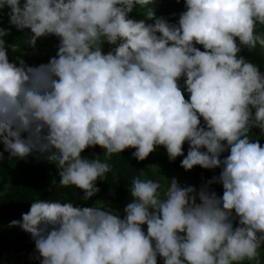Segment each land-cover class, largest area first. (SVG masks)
Listing matches in <instances>:
<instances>
[{
  "label": "clouds",
  "instance_id": "obj_1",
  "mask_svg": "<svg viewBox=\"0 0 264 264\" xmlns=\"http://www.w3.org/2000/svg\"><path fill=\"white\" fill-rule=\"evenodd\" d=\"M183 2L176 19L157 0H0V161L45 160L85 202L128 149L220 170L199 189L133 177L123 213L37 199L8 227L31 235L38 264H264V146L249 135L264 136V72L240 55L264 53V0ZM11 28L34 50L56 37L55 56L10 59Z\"/></svg>",
  "mask_w": 264,
  "mask_h": 264
},
{
  "label": "trees",
  "instance_id": "obj_2",
  "mask_svg": "<svg viewBox=\"0 0 264 264\" xmlns=\"http://www.w3.org/2000/svg\"><path fill=\"white\" fill-rule=\"evenodd\" d=\"M182 11H184L183 0L180 2L177 0H157V16L178 19L179 13ZM142 13L143 10L137 7V10L131 15L133 18L140 19ZM176 19H171L170 22L174 23ZM0 27H9L6 15H0ZM258 31H264V28H258ZM4 39L7 44L15 43L17 45V53L9 50L10 59L22 56L32 66L47 63L51 57L55 56L59 43L54 36L41 38L34 50L25 46L24 33L15 28H11V35L4 37ZM109 49L110 46H104L105 52ZM201 50H203L202 47ZM23 53L27 54L23 55ZM240 55L259 65L261 71L264 72V53L259 47L253 52L244 49ZM185 98H188L187 94H185ZM249 135L250 139L259 140L264 146V136L260 135L259 129H253ZM187 150L188 145L185 144V155H187ZM0 151H3L2 144H0ZM134 151L135 149H128L122 154L113 155L108 161L111 165V171L102 178L103 181L97 182L101 191L89 202L81 199L82 190L74 186L61 187L59 185V176L55 165L34 156H29L26 159L9 160L8 154L5 153L4 161H0V263L6 259L8 264H38V261L32 259L35 254V243L31 235L19 227H8L12 220H21L22 213L28 212L31 203L37 199L50 198L89 207L96 201H102L110 206L114 204L113 206L116 207L117 204H123L127 199H132L127 184H130L133 177L159 180L162 185L166 184V178H176L181 185H192L199 189L202 184L213 176H218L220 172L219 169L206 170L199 166L191 171H186L180 166L183 157L172 162L162 147L150 154L143 162L133 158L132 153ZM103 153L104 150L97 146L95 149H87L83 155L92 158L94 155L103 156ZM102 159L104 158L102 157ZM212 187L219 195H222L223 188L221 185H213ZM261 255H263L262 252ZM158 264H162V261L158 260Z\"/></svg>",
  "mask_w": 264,
  "mask_h": 264
},
{
  "label": "rangeland",
  "instance_id": "obj_3",
  "mask_svg": "<svg viewBox=\"0 0 264 264\" xmlns=\"http://www.w3.org/2000/svg\"><path fill=\"white\" fill-rule=\"evenodd\" d=\"M131 200H132V199H131ZM131 200H130V199H127L125 203H123V204H117L116 207L113 206L114 204H111V206H113L114 209H118L121 213H123V209H124V207H125L129 202H131ZM14 228H17V227H14ZM261 252L263 253V255H261V257H262V259H264V249H262ZM5 257H6V255H5ZM6 261H7V260L4 259V261H1L0 264H8Z\"/></svg>",
  "mask_w": 264,
  "mask_h": 264
}]
</instances>
